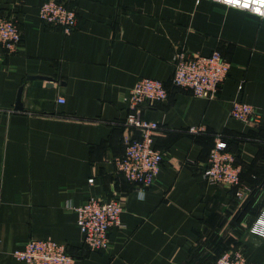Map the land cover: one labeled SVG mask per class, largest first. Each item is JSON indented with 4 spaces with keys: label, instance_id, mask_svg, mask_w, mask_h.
<instances>
[{
    "label": "crops",
    "instance_id": "crops-1",
    "mask_svg": "<svg viewBox=\"0 0 264 264\" xmlns=\"http://www.w3.org/2000/svg\"><path fill=\"white\" fill-rule=\"evenodd\" d=\"M42 1L0 0V15L20 32L16 51L0 46V264H23L11 251L30 237L64 243L79 264H208L218 237L244 264H264V236L249 230L264 219V18L214 0H63L76 17L65 33L38 17ZM178 49H215L227 61L213 97L170 83ZM140 76L161 80L167 95L139 104L140 116L158 123L151 145L162 160L138 190L112 157L141 134L119 121ZM231 99L257 116L231 118ZM197 125L204 129L186 131ZM216 136L238 165L236 185L200 175ZM90 196L121 205L100 250L87 248L75 223L73 206ZM245 197L249 206L233 223Z\"/></svg>",
    "mask_w": 264,
    "mask_h": 264
},
{
    "label": "built area",
    "instance_id": "built-area-1",
    "mask_svg": "<svg viewBox=\"0 0 264 264\" xmlns=\"http://www.w3.org/2000/svg\"><path fill=\"white\" fill-rule=\"evenodd\" d=\"M198 0H194L197 2ZM230 7L248 11L264 18V0H214ZM38 17L49 25H57L63 32L70 31L76 21L74 7L63 0H43L37 8ZM20 32L9 17L0 15V46L6 53L18 49ZM170 83L175 87L190 89L195 95L213 97L219 83L226 74L228 63L218 50L207 54L189 53L178 49L172 56ZM241 86L237 84V89ZM167 95L161 80L140 76L135 79L123 96L126 113L119 120L123 125L137 127L141 130L138 137L128 136L123 151L114 155V170L126 180L142 189L150 184L162 160V152L151 145V131L158 127L154 120L140 116L139 104L154 105ZM62 101V98H57ZM228 115L239 121L252 120L257 116L254 107L239 99H231ZM202 125L188 126L189 133L200 132ZM202 179L220 182L225 185L238 183V165L232 154L226 149L225 141L216 136L207 152L206 161L200 167ZM90 180V179H89ZM240 189L234 191L236 201L242 198ZM75 223L81 233L82 242L90 250L104 249L108 244L107 230L118 223L121 205L116 198L88 197L74 205ZM251 232L264 236V219L257 218L249 227ZM12 256L23 264H79L65 249L64 243L49 237L28 238L18 248L11 251ZM212 264H244V257L238 250H224L219 253Z\"/></svg>",
    "mask_w": 264,
    "mask_h": 264
},
{
    "label": "trees",
    "instance_id": "trees-1",
    "mask_svg": "<svg viewBox=\"0 0 264 264\" xmlns=\"http://www.w3.org/2000/svg\"><path fill=\"white\" fill-rule=\"evenodd\" d=\"M225 141V140H224ZM225 144H226V141H225ZM227 147V145H226ZM249 202L250 200L247 199L245 197V199L243 201H241V204H240V208L239 209H236V204H235V208H233V211L230 213V220L233 222V223H236L238 217L240 216V214L247 210L248 206H249ZM230 211H228L229 213ZM223 240V238H221ZM220 238H216V239H213V242H212V246L214 247V253L213 255H211L209 257V263L208 264H212L213 260L215 259V257L221 252L223 251V247L222 246V243H224V241H222ZM224 245V244H223Z\"/></svg>",
    "mask_w": 264,
    "mask_h": 264
},
{
    "label": "water",
    "instance_id": "water-1",
    "mask_svg": "<svg viewBox=\"0 0 264 264\" xmlns=\"http://www.w3.org/2000/svg\"><path fill=\"white\" fill-rule=\"evenodd\" d=\"M29 78H34V83L35 84H39V82H45L44 84L47 86H50L53 82L54 79L49 77V76H45V75H29ZM19 93H20V87H18L17 92H16V96H15V100H14V108H19L20 107V102H19Z\"/></svg>",
    "mask_w": 264,
    "mask_h": 264
}]
</instances>
